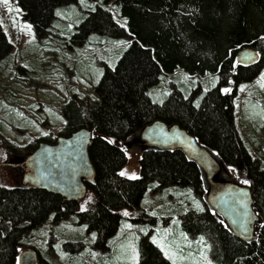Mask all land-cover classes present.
Returning <instances> with one entry per match:
<instances>
[{"label": "trees", "instance_id": "16d2710c", "mask_svg": "<svg viewBox=\"0 0 264 264\" xmlns=\"http://www.w3.org/2000/svg\"><path fill=\"white\" fill-rule=\"evenodd\" d=\"M76 1L15 0V3L21 8V17L42 37L52 33L57 8L67 9V5ZM108 1L114 4L124 24L106 5L96 4L87 15L90 26L76 42L117 38L129 42L121 48L113 66L105 65L94 86L95 96L72 92L64 100L57 135H41L23 145L29 151L41 140L54 142L58 135L91 126L94 136L89 156L94 175L86 183L96 199L79 210L77 200L42 187L0 185V264H16L23 235L49 218L55 223L76 216L77 222L96 233L94 246L107 250L122 217L119 208L140 207L151 183L157 188L188 187L203 203L198 167L179 149H144L138 156L139 176L119 173L126 162L121 142L155 118L178 122L216 150L234 169V174L230 170L231 175L250 184L254 208L261 219L256 238L247 242L232 234L221 216L203 203L201 209L189 208L181 214L182 228L190 235L209 239L212 264H264V162L252 153L242 135L235 108L238 85L251 83L264 72V0ZM91 32L96 33L94 40L88 39ZM245 46L253 47L259 56L248 64L237 63V52ZM11 47L0 23V61ZM176 70L192 75L215 74L218 79L205 91L199 83L188 94L189 84L183 87L185 93L174 86L161 101L153 100L148 88L162 74ZM255 131L250 126L251 140ZM6 145L17 151L15 145ZM71 243V240L62 243L69 255L83 246L80 243L75 248ZM139 250L140 264H168L167 258L151 259L161 251L150 239L149 231L141 237ZM34 251L39 264H56L36 247Z\"/></svg>", "mask_w": 264, "mask_h": 264}, {"label": "rangeland", "instance_id": "374dc122", "mask_svg": "<svg viewBox=\"0 0 264 264\" xmlns=\"http://www.w3.org/2000/svg\"><path fill=\"white\" fill-rule=\"evenodd\" d=\"M96 4L106 5L124 24L111 1L77 0L67 5V9L57 8L52 33L40 37L33 25L21 17V8L15 0H0V23L12 44L0 61V185L23 183L24 162L33 150L26 151L23 145L41 135H57L64 100L72 92L95 96L94 86L105 65L113 66L121 48L129 42L124 38L76 42L90 26L87 15ZM94 34L91 32L88 39L94 40ZM72 35H75L74 40H71ZM2 65L10 70L3 73ZM217 79L215 74L192 75L176 70L162 74L159 81L148 88V93L153 100L161 101L174 86L185 93L183 87L189 84L188 94L198 83L205 91ZM237 90L235 108L239 128L252 153L264 162V75L251 83L239 84ZM199 100L200 95L197 104ZM250 126L256 130L253 140L248 135ZM6 143L15 145L17 151L10 150ZM121 146L126 152V162L119 173L139 176L138 156L142 145L138 135H130ZM229 169L234 174V169ZM95 199V192L88 187L78 200V209L87 208ZM202 204L188 187L157 188L151 183L140 207L119 208L122 217L107 250L94 246L96 233L88 231L86 224L77 222L76 216L55 223L49 218L23 235L16 264L23 251L35 247L56 264H140L139 242L148 231L161 251V254H153L152 260L167 258L168 264H212L209 239L188 234L180 223L184 211L201 209ZM66 240H71L75 248L80 243L83 246L76 254L69 255L62 245Z\"/></svg>", "mask_w": 264, "mask_h": 264}, {"label": "water", "instance_id": "95a60500", "mask_svg": "<svg viewBox=\"0 0 264 264\" xmlns=\"http://www.w3.org/2000/svg\"><path fill=\"white\" fill-rule=\"evenodd\" d=\"M258 56L253 47L245 46L237 52L236 62L248 64ZM133 134L138 135L141 151L180 149L188 159L196 162L206 189L203 198L208 206L221 216L232 234L247 242L256 238L261 219L254 208L250 184L223 176L225 162L214 149L201 143L178 122L168 123L161 118L153 119ZM93 136V128L85 125L70 134L58 135L54 142L39 141L26 156L22 184L42 187L78 201L86 193V182L94 175L89 156ZM18 262L39 264L32 249L23 251Z\"/></svg>", "mask_w": 264, "mask_h": 264}, {"label": "flooded vegetation", "instance_id": "af4514ba", "mask_svg": "<svg viewBox=\"0 0 264 264\" xmlns=\"http://www.w3.org/2000/svg\"><path fill=\"white\" fill-rule=\"evenodd\" d=\"M193 134V133H192ZM195 135V134H194ZM196 136V135H195ZM197 137V136H196ZM197 139L199 140V138L197 137ZM201 143H203V144H205L204 142H202L201 140H199ZM205 145H207V144H205ZM208 146V145H207ZM210 147V146H209ZM213 149V148H212ZM146 150H157V149H146ZM171 150H173V149H171ZM180 150V149H179ZM181 151V150H180ZM216 151V150H215ZM217 152V151H216ZM218 153V152H217ZM219 154V153H218ZM185 155V154H184ZM222 158V157H221ZM190 160V159H189ZM191 161H193V160H191ZM194 162V161H193ZM225 162V161H224ZM195 164H196V166L198 167V170H199V175H200V179H201V183H202V188H203V191H202V199H203V203H205V205L210 209V210H212L209 206H208V204L206 203V201L204 200V198H203V194H204V192H205V187H204V182H203V178H202V175H201V171H200V168H199V166H198V164L196 163V162H194ZM24 164H25V162H24ZM225 170H226V173H222V175L223 176H230V178H233V179H236V180H238V181H245L244 179H241V178H238V177H236V176H231L230 174H231V169H229V165H227L226 163H225ZM219 176V175H218ZM213 211V210H212ZM215 212V211H214Z\"/></svg>", "mask_w": 264, "mask_h": 264}, {"label": "crops", "instance_id": "0c3cea01", "mask_svg": "<svg viewBox=\"0 0 264 264\" xmlns=\"http://www.w3.org/2000/svg\"><path fill=\"white\" fill-rule=\"evenodd\" d=\"M1 68L3 69V70H2V71H3V73H5V72H6V70H7V68H4V66H3V65L1 66ZM262 73H264V72H262ZM262 73H261V74H262ZM261 74L259 75V77H261ZM259 77H258V78H259Z\"/></svg>", "mask_w": 264, "mask_h": 264}, {"label": "snow or ice", "instance_id": "6c2138e0", "mask_svg": "<svg viewBox=\"0 0 264 264\" xmlns=\"http://www.w3.org/2000/svg\"><path fill=\"white\" fill-rule=\"evenodd\" d=\"M224 91H228V89H225ZM121 175H124V173L122 172ZM244 183H248V181H244ZM125 215H127V213H125Z\"/></svg>", "mask_w": 264, "mask_h": 264}]
</instances>
